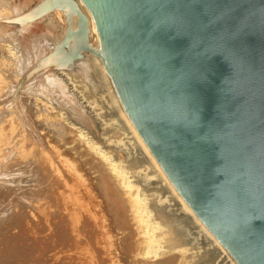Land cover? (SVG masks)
I'll return each mask as SVG.
<instances>
[{"label":"water","instance_id":"1","mask_svg":"<svg viewBox=\"0 0 264 264\" xmlns=\"http://www.w3.org/2000/svg\"><path fill=\"white\" fill-rule=\"evenodd\" d=\"M53 10L194 216L264 264V0H45L25 21Z\"/></svg>","mask_w":264,"mask_h":264},{"label":"rangeland","instance_id":"2","mask_svg":"<svg viewBox=\"0 0 264 264\" xmlns=\"http://www.w3.org/2000/svg\"><path fill=\"white\" fill-rule=\"evenodd\" d=\"M1 1H6L5 3L3 2V5L5 4L7 8L4 7L3 9V6L0 5L2 6L0 7V9L3 10V11L1 10L2 12H0V30L2 29V27H4L6 32L10 31V33L14 34L13 36L15 39H9V40L7 39L9 42L7 40H5L4 42H0V67L5 69L3 70L4 73L0 72V78H1L0 79V84H1L0 110H2V108H3L2 111L6 110L5 107L8 101L9 102L14 101V98L12 99L10 96L12 94L11 93L9 94V90H7L8 85L12 82L13 85H16L23 78V75L21 73L22 71L21 66L23 64L21 60L22 59L21 55L24 51L22 49H24L25 47L24 50L31 51L33 50V44L36 42L38 46V50L37 51L35 50V56H36L34 57L35 60L31 64H28L26 66L28 68L26 69L29 70V71L26 70V74L29 75V78L26 77L24 78L25 86L23 87L21 93L19 94L20 96L19 101L16 105L17 108L19 107L18 108L19 111L21 110L25 116L27 115V113H29L28 116L30 115V117L28 118H31L29 123L33 125L32 126L27 125L25 127L24 125L25 123L23 121L21 122L22 124L19 123L21 120L17 123L16 122L17 119H12L13 118L12 115L7 116L8 119L5 118L6 121L1 123V128H3L4 126L2 130L4 134L1 136L2 139L0 140V156H2V158L4 159L0 158V161L2 160L0 162V165L3 161H5V163L4 162L2 163L5 166L2 167H6V169L0 166V174L1 175L8 174V172H11V169L13 168L14 172L15 171L18 172L15 175L12 171L10 175L12 176L11 178H13V180L16 178L18 183L14 180L15 181L14 187H9L7 186L9 184H4L5 182L3 181L0 182V213L3 212L2 210H4L5 212V209L7 208L10 209L11 207V212L13 214L20 215L22 211L18 208V206L15 207V205H17L20 202V201L17 202L18 201L17 195L19 193L26 192V194L29 195L30 197L26 199V209L24 211L25 215L23 219V222L25 223V225L23 226L24 229L22 230L19 229L18 227H14L11 228L10 230H12L15 233H13L12 231H10L11 232L10 233L8 229H7L8 232L5 235L3 232H2L3 234L0 233L1 234L0 253H3L4 249H6L7 247V243L5 241L7 237L10 238L11 236H14L13 234L22 235L23 233L24 234L27 233L28 237L32 235L31 238L34 241L33 243H37V245H40L38 248L40 250L39 252L42 251L44 255L48 254L49 252L53 253L52 256L50 254L51 256L50 259L54 256L52 258V261L49 260V262L51 261V263H47V264H63V263L78 264V262L79 264H83V263L84 264H143L145 260L149 261L151 256L149 254L151 253L148 252L147 249H149L148 247H151L149 245L154 244V242L151 241L152 244L149 243L150 242L149 238L146 236V232H147V230L145 229L146 224L143 222L145 216L139 215L141 212L142 214H144V212L140 208V205L142 203L140 204L137 201L139 197L141 198V200L143 199L142 201L145 200L146 203L145 205L147 206V209H150L149 210L150 213L155 218L156 210L154 208L155 207L154 199L156 197L153 195L155 194L157 196V190L159 191V189L155 188V190H153L154 186L156 185L155 184L156 181L153 180L147 181L148 178L146 175L142 174V171L137 172V170H139L137 166L139 167L141 164H143L144 156L140 152H137V148L134 149V147H136L135 144L133 145L131 142L129 143L127 139L124 138V134H123L124 129L122 128L123 125L121 124L120 120H118L117 116L115 115V111H113L110 104L107 102V100H105V98H103L106 96L104 95V91H103L104 89L100 85L93 71L90 70L89 68V70H86L87 73L85 74L74 72L75 68L73 67V65L70 66L71 68L66 67L65 64H63L62 60L60 59L59 57L60 54L57 51V49H55V47L58 46L59 48L60 45L64 43V41L67 38V35L69 34V31L66 25L64 24L59 13L54 10L38 19L28 21L30 22V24L26 27L24 31H21L20 26L23 24H19V19L20 21L24 20L25 16H28V14L33 12L36 9V7L45 0H0V2ZM4 10L7 12L4 13ZM16 19L18 20V22L14 21ZM6 21L8 23H6ZM15 32L16 33L19 32V33L16 34ZM18 40H20L21 45L15 43ZM11 41H14L15 44ZM70 48H71L70 46L63 47L62 51H64L65 53H72L73 49L71 50ZM39 51L40 53H42L40 54V56L38 55ZM19 61L21 62L20 65H19ZM44 63L46 65H43ZM49 68L51 69V71H54V73L56 72V74L59 76L62 82H64L67 85L66 87H68L67 88L68 92L71 94V96L73 95L72 99L73 100L76 99L75 104L76 103H78L77 105L81 104L80 107L78 108H80V110L81 109L84 110L86 116L87 115L90 116V117L87 116L88 120H90L89 122H87V124H85V122L81 120V117L78 115L77 110H75L77 112L74 113L72 112L74 111L73 110L74 108L72 109L68 104L67 107V105H65L62 99H61L62 103L59 100H57L60 99L59 96H53V98L52 97L49 98V97H45L41 92H37L39 94L37 93L34 94V92H32L33 94H31V92H28V90L25 91L27 89L26 85L34 81L36 82L41 81L40 79L43 77H41L42 75H40L41 74L40 72L47 69L49 70ZM8 70L10 71L8 72ZM32 74H34V76ZM36 74L39 75L35 76ZM12 87L10 86L8 89ZM22 91L26 92L27 95ZM105 101L107 102L108 105H106ZM23 102L25 105H23ZM28 118L27 120H29ZM119 125L122 127H120ZM53 126L56 127L54 128ZM11 138L14 140H11ZM10 140L12 143H10ZM14 144L15 146H13ZM9 145L11 146L12 149L10 148ZM4 148H6V150L9 151L6 154L10 155V153L12 152L13 156L10 155L8 156V158L3 157V154L1 152L5 154ZM15 149L19 151L15 152ZM19 152L21 153V155L19 154ZM10 158L12 160H9L10 161L9 162L8 159ZM41 162H43L44 164H42ZM26 164H28L29 167ZM37 165L43 167L45 165L47 170L45 171V168L43 167L40 168ZM35 167L37 168V170ZM38 169L42 170L43 172L42 175L40 174L41 172ZM43 176L45 177L43 178ZM26 180L27 182H29V184L26 183ZM57 180L60 181L59 186L58 185L55 186ZM65 182L68 183L70 189H73L74 195L78 198L80 202L79 204L88 206L89 209H86L87 212L86 213L84 212V216L85 218H87V220H89L90 224L92 225L93 231L95 232L96 229L97 231L100 230L101 234L98 231V242H96V247H95L97 248V250H93V251L88 250L86 248L87 245L83 247L81 245L82 249L78 251L79 253L77 252V249L74 251L71 246L68 247L66 246L64 247V249H62L63 247L59 248L58 246V248L57 247L55 248L54 246L52 248V249L55 248L54 251L52 249L47 251L44 250L46 246L43 245L44 242L42 241L43 238L42 223L44 224L43 217L45 214H43L40 209L43 208L42 206L46 205L47 201L50 198H53L52 195H57L58 193H62L63 191L64 192L66 191V189H64ZM129 182L130 184H133L132 188L130 186L128 187ZM150 183L151 185H149ZM110 185H113L114 189ZM52 189L55 190L52 191ZM135 189L138 191V193L136 192ZM53 192H57V194ZM6 194H8L9 196ZM33 194L37 195L42 202ZM135 197L137 199H135ZM37 199L39 200V202H41L40 207L38 205L39 202L37 201ZM35 200L38 203L37 202L35 203ZM6 204H8L9 206ZM162 207L159 208L162 209ZM164 207H166V205ZM165 212H166V218H168L166 223L169 222L171 223L172 221H174L172 219L170 220L169 218L171 216L173 217L174 215L172 213L168 214L167 213L168 211ZM170 212L173 211L170 210ZM167 215L169 217H167ZM174 217L175 219L179 218L178 216H174ZM184 220L186 221V218ZM184 220H180V222ZM140 222L143 224H141ZM5 225L6 223H2V226L6 228ZM171 227L172 225H170L169 227L170 229L168 230L171 232V233L169 232L170 234L168 233L169 235L167 236L168 239L170 240L173 239L174 242H179L181 238L182 239L181 243H185L187 247L186 250L187 253L180 254L181 256L179 255V258H181L180 264H209L211 261L212 262L210 264H213L214 262L213 260L216 254L218 253L217 251L218 249H216L217 247L215 245H212L206 239L204 240L200 238V240H198L196 234L191 232L190 233L188 232L187 233L188 238L184 239L183 237L184 235L181 237L179 236L180 234L177 235V229H175L176 227L175 228L173 227L171 228ZM47 232L48 231H46V236H48ZM35 236H37V238ZM23 237L20 238L24 240L25 235ZM171 242H169V244H171ZM207 242H209V245ZM188 243H190L191 245ZM192 244H195L198 249L194 246L192 248ZM207 245L209 247H207ZM76 248H77V243H76ZM57 249L59 251L61 250L60 254L61 252H64L65 254L59 255L58 254L59 251ZM210 249L211 252L209 251ZM76 252L79 254L78 256L79 259L77 258L78 254H76ZM109 254L111 256H109ZM63 255L64 257L62 258L61 256ZM69 255H72L73 257L72 256L69 257ZM85 256L86 258H84ZM182 256L186 258L184 259L186 260L187 263L184 262L185 260H183ZM98 257H100V259H98ZM58 258L64 260L59 261ZM66 258L67 260H65ZM76 260L79 261L77 262ZM81 260L83 262H81ZM73 261H75L76 263L75 262L73 263Z\"/></svg>","mask_w":264,"mask_h":264},{"label":"bare ground","instance_id":"3","mask_svg":"<svg viewBox=\"0 0 264 264\" xmlns=\"http://www.w3.org/2000/svg\"><path fill=\"white\" fill-rule=\"evenodd\" d=\"M3 2L5 3L6 1H1L0 2V5L3 6V9L4 7L7 8L5 6V4L3 5ZM10 2V1H8ZM12 3V1H11ZM8 5V4H7ZM12 5V4H11ZM0 6V7H2ZM11 7V6H10ZM13 9V8H12ZM2 9H0V12ZM10 10V9H9ZM54 11V10H53ZM7 12L4 10V13ZM10 12V11H9ZM51 12V11H50ZM49 13V12H48ZM47 14V13H46ZM7 15V14H6ZM5 16V14H4ZM44 16V15H43ZM27 19V16H25V19L24 20H21L19 19V24H23L20 26V29L21 31H24L26 29V27L30 24V22H26L25 20ZM8 21V20H7ZM6 21V23H8ZM16 22H18V20H14ZM26 23H25V22ZM48 21V20H47ZM2 22V21H1ZM33 22V21H32ZM5 23V22H4ZM4 25V24H3ZM13 27V26H12ZM8 31V30H7ZM16 33V32H15ZM19 33V32H18ZM16 33V34H18ZM13 33H10L9 32H6L5 31V28L2 27V29L0 30V42H4L5 40H9V39H15ZM48 35V33H47ZM28 39V38H27ZM7 40V41H8ZM6 41V42H7ZM9 42V41H8ZM14 43V41H11ZM10 42V43H11ZM16 44H20V40L16 41L15 42ZM14 43V44H15ZM12 44V43H11ZM21 45V44H20ZM14 46V45H13ZM12 46V47H13ZM70 46L71 50L73 49V52L72 53H65L63 50V47H68ZM24 47V46H23ZM14 48V47H13ZM17 48V46H16ZM61 48V49H60ZM25 49V47H24ZM22 49L24 52L22 53L21 57H22V66H21V73L23 75V78L22 80L16 84V85H13V82L10 83L7 87V90H9V94L11 93L12 95L11 98L13 99L14 98V101L12 102H9L7 103L4 111L3 108L2 110H0V137L4 134V132L2 131L3 128H1V123L2 122H5L7 118V116L9 115H12V119H17L16 122L18 123L20 120L19 123H21L22 121L25 123V127L28 125V126H32L31 123H29L30 119L31 118H28L30 117V115L28 116L29 113H27V115L25 116L23 114V112L20 110L19 111V107L17 108V103L19 101V94L21 93V90L23 89V87L25 86L24 85V78H29V75L26 74V70L28 69L26 66L28 64H31L35 59L34 57L35 56V50L37 51L38 50V46L36 44V42L33 44V50H24ZM27 49V48H26ZM55 49H57V51L59 52V57L60 59L62 60L63 64H65L66 67H69L71 68L70 66L73 65V67L75 68L74 72H79V73H82V74H85L87 73L86 70H89L90 66L88 65L87 61L85 60L84 56L82 55V53L80 52V50L78 49L76 43L74 42L71 34L69 33L67 35V38L66 40L64 41L63 44L60 45V47L58 48L55 47ZM66 50V49H65ZM42 52V51H41ZM69 52V51H68ZM80 54V57L74 59V56L76 54ZM40 51H39V56H40ZM44 57V55H43ZM19 60V59H18ZM17 61V60H16ZM2 63V62H1ZM20 61H19V65H20ZM56 63V62H55ZM18 65V66H19ZM43 65H46L45 63ZM48 65V64H47ZM56 65V64H55ZM9 66V65H8ZM20 67V66H19ZM17 67V68H19ZM40 67V66H39ZM27 68V69H26ZM7 69V68H6ZM60 69V68H59ZM63 69V68H61ZM2 70V71H1ZM3 68L0 67V72H3ZM19 70V69H17ZM48 70V69H47ZM44 70L42 72H40L42 75L40 80L41 81H34V82H31L30 84L26 85L27 89L25 91L28 90V92H31V94H33L32 92L37 93V92H41L45 97H52L53 96H59L60 99H56L59 100L61 102V99L62 101L65 103V105H70V107L74 110L72 112H77L78 111V115L81 117V120L85 122V124H87V122H89L90 120H88V117L90 116H86L85 115V111L84 110H80V105H77L78 103L75 104V100L72 99V96L71 94L68 92V87H66L67 85L62 82V80L59 78V76L56 74V72L54 73V71H51V69L49 68V70ZM91 70V68H90ZM10 70H8L9 72ZM29 71V70H27ZM31 71V70H30ZM62 71V70H61ZM7 72V71H6ZM13 72V71H12ZM73 72V73H74ZM4 73V72H3ZM9 74V73H8ZM35 74V72H34ZM34 74H32L34 76ZM64 74V72H63ZM39 74H36L35 76H37ZM66 75V74H65ZM69 75V74H68ZM2 76V75H1ZM15 76V74H14ZM74 76V74H73ZM8 77V76H7ZM3 78V77H2ZM10 78V77H9ZM31 78V77H30ZM62 78V77H61ZM1 79V78H0ZM18 79V78H17ZM43 79V80H42ZM5 80V79H3ZM7 81V80H6ZM5 82V81H3ZM36 82V83H35ZM79 84V83H78ZM1 85V84H0ZM5 85V84H3ZM12 87L10 89H8L9 87ZM1 87V86H0ZM5 90V89H3ZM104 91V90H103ZM6 92V91H5ZM23 92V91H22ZM27 92V93H28ZM26 94V92H23ZM22 93V94H23ZM72 93V92H71ZM5 94V93H4ZM39 94V93H37ZM103 94V93H102ZM27 95V94H26ZM104 95H106L105 97V100H107V102L110 104L111 108L113 109V111H115V115L117 116L118 120H120L121 124L123 125L120 126L124 129V138L127 139V141L130 143H132L133 145L135 144L137 148V152H140L143 156H144V162L143 164H141L139 167L137 166V168H139V170H137V172H141L142 171V174L143 175H146L147 176V181H156L155 182V186H154V189H159V191L157 190V196L154 194L153 196H155L156 198L154 199L155 201V215L156 217L154 218L152 216V214L150 213V209H147V206L145 205V200L142 201L141 198L139 197L138 198V203H142L140 205V208L142 209V211L144 212V214H142V212L139 214V215H144L145 218L143 220V222L146 224V236L149 238V243L152 244V242H154V244L152 245H149L151 247H148L149 249H147L148 252H150L151 255L150 256V260L149 261H144L143 264H180L181 262V258H179V255L180 254H186V250H187V247L185 245V243H181V238H180V241L179 242H174L173 239L172 242L170 239H168L167 236L168 233L170 231H168L170 228V225H172L173 228L177 229V235L180 234L179 236H183L184 239L185 238H188V235L187 233L191 232V233H194L196 234V237L198 240L201 239H206L207 241H209L212 245H215L216 249H218V253L216 254L215 258H214V262L213 264H237L230 256L229 254L226 252V250L224 249V247L219 243V241L215 238V236L207 229L205 228L200 222L199 220L194 216V214L190 211V209L186 206V204L182 201V199L178 196V194L175 192V190L173 189V187L171 186V184L169 183V181L167 180V178L164 176V174L162 173V171L160 170V168L157 166V164L155 163V161L153 160V158L150 156V154L148 153V151L145 149V147L143 146V144L141 143V141L139 140V138L136 136V134L133 132V130L130 128V126L127 124V122L124 120V118L121 116V114L119 113V111L116 109V107L113 105V103L110 101V99L108 98L107 94L105 93L104 91ZM25 96V95H24ZM23 97V96H22ZM43 97V96H42ZM100 97V96H99ZM28 98V97H27ZM23 99V98H22ZM25 100V99H24ZM35 100V99H34ZM49 100V99H47ZM54 100V99H53ZM25 102V101H24ZM23 102V105H25ZM53 102V101H52ZM56 102V101H55ZM106 102V101H105ZM106 102V105H108ZM4 103V102H3ZM62 103V102H61ZM21 104V103H20ZM39 104V103H38ZM44 104V103H43ZM22 105V104H21ZM27 105V103H26ZM30 105V104H29ZM67 105V107H68ZM77 105V106H76ZM43 106V105H42ZM98 106V105H97ZM21 107V106H20ZM24 107V106H22ZM62 108V107H61ZM82 108V107H81ZM24 109V108H23ZM46 109V108H45ZM97 109V107H96ZM77 110V111H75ZM70 111V110H69ZM99 111V110H98ZM28 112V111H27ZM30 112V111H29ZM43 112V111H42ZM71 112V113H72ZM77 114V113H76ZM11 118V117H10ZM27 118L29 120H27ZM8 119V118H7ZM91 119V118H89ZM102 119V118H101ZM52 123V122H51ZM5 124V123H4ZM22 124V123H21ZM20 124V125H21ZM46 124V123H45ZM14 125H15V122H14ZM41 125V124H40ZM94 125V124H93ZM59 126V125H58ZM54 127V126H53ZM56 127V126H55ZM54 127V128H55ZM23 128V127H22ZM48 128V127H47ZM29 129V128H28ZM60 129V127H59ZM88 129V128H87ZM27 130V129H26ZM35 130V129H34ZM99 130V129H98ZM97 131V130H96ZM25 132V131H24ZM23 132V133H24ZM29 132V131H28ZM31 132V131H30ZM33 132V131H32ZM34 133V132H33ZM31 133V134H33ZM63 133V132H62ZM120 133V132H119ZM30 134V133H29ZM23 135V134H22ZM21 135V136H22ZM20 136V135H19ZM30 136V135H29ZM7 137V136H6ZM16 137V136H15ZM4 138V136H3ZM2 139V137L0 138V140ZM17 139V138H16ZM24 139V138H23ZM37 139V138H36ZM41 139V138H40ZM39 139V140H40ZM11 140H14L11 138ZM10 140V143H12ZM17 141V140H16ZM23 141V140H22ZM29 141V140H28ZM38 141V140H37ZM41 142V141H40ZM39 142V143H40ZM43 142V141H42ZM15 143V142H14ZM2 144V143H1ZM9 144V143H8ZM28 144V143H27ZM41 144V143H40ZM45 144V143H44ZM42 145V144H41ZM10 146V145H9ZM15 146V144L13 145ZM17 147V146H16ZM15 147V148H16ZM9 148V147H8ZM11 148V146H10ZM14 148V147H13ZM18 148V147H17ZM2 149V148H1ZM5 149V154L3 152H1L3 154V157H6L8 158V156L12 155L13 156V153L10 155L9 154H6L8 153L9 151ZM12 149V148H11ZM25 149V148H24ZM40 149V148H38ZM21 150V149H20ZM4 151V150H2ZM11 151V150H10ZM17 150L15 149V152ZM19 151V150H18ZM17 151V152H18ZM44 151V150H43ZM136 152V153H137ZM16 154V153H15ZM18 154V153H17ZM19 154L21 155V153L19 152ZM38 154V153H37ZM23 155V154H22ZM11 156V157H12ZM26 156V155H25ZM16 157V156H15ZM1 159H4L2 158V156H0ZM22 158V156H21ZM7 160V159H5ZM9 160H12L11 158L8 159ZM27 160V159H26ZM107 160V159H106ZM136 160V159H135ZM2 161V160H1ZM0 161V162H1ZM5 163V161H3ZM2 162V163H3ZM10 162V161H9ZM12 162V161H11ZM20 162V161H19ZM28 162V161H27ZM30 162V161H29ZM1 163V167L2 166H5L4 164ZM25 163V162H24ZM42 164H44L43 162H41ZM40 163V164H41ZM20 164V163H19ZM29 164V163H28ZM26 164V165H28ZM8 165V164H6ZM30 165V164H29ZM28 165V167H29ZM92 165V164H91ZM38 167L42 168L43 166H39L37 165ZM36 166V167H37ZM100 166V165H99ZM27 167V169H28ZM35 167V168H36ZM37 167V168H38ZM2 168H5L6 167H2ZM1 168V169H2ZM9 168V167H8ZM34 168V170H35ZM36 168V170H37ZM45 168V171L47 170L45 165L44 167ZM97 168V167H96ZM111 168V167H110ZM114 168V167H113ZM112 168V169H113ZM111 169V170H112ZM116 169V168H115ZM114 169V170H115ZM32 170V168H31ZM30 170V172H31ZM39 170V169H38ZM135 170V169H134ZM6 171V170H5ZM13 171V173L16 175V173L18 172H14L13 168L11 169V172ZM26 171H29V170H26ZM41 173H40V172ZM38 172L42 175V170H39ZM44 171V172H45ZM113 171V170H112ZM11 172H8V174H0V182H5L4 184H9L7 186L9 187H14V184H15V181L17 182V179L15 178L13 180V178H11L12 176L10 175ZM36 172V171H35ZM115 172V171H114ZM37 173V172H36ZM72 173V172H71ZM126 174V173H125ZM13 175V176H15ZM39 175V174H38ZM106 175V174H105ZM142 175V176H143ZM23 176V175H22ZM33 176V174H32ZM137 176V175H136ZM135 176V177H136ZM45 176H43L44 178ZM35 178V177H34ZM116 178V177H115ZM41 179V178H40ZM129 179V178H128ZM127 179V180H128ZM30 180V179H29ZM36 180V179H34ZM42 180V179H41ZM52 180V179H51ZM96 180V179H95ZM100 180V179H99ZM107 180V179H106ZM146 180V178H145ZM90 181V180H89ZM102 181V179H101ZM100 181V182H101ZM110 181V180H109ZM108 181V182H109ZM31 182V181H30ZM33 182V181H32ZM35 182V181H34ZM39 182V181H38ZM48 182V181H47ZM83 182V181H82ZM88 182V181H87ZM18 183V182H17ZM26 183L29 184V182H27L26 180ZM25 183V184H26ZM42 183V182H41ZM111 183V182H110ZM125 183V182H124ZM148 183V182H147ZM154 183V182H152ZM27 184V185H28ZM60 184V181L57 180L56 182V185L54 183L55 186H59ZM128 184V183H127ZM26 185V186H27ZM44 185V184H43ZM93 185V184H92ZM108 185V184H107ZM126 185V184H125ZM151 185V183L149 184ZM16 186V185H15ZM24 186V185H23ZM33 186V185H32ZM36 186V185H35ZM48 186V185H47ZM46 186V187H47ZM101 186V185H100ZM113 187V185H110ZM131 187L133 186V184H128V187ZM42 187V186H41ZM53 187V185H52ZM104 187V186H103ZM153 187V186H152ZM49 188V187H48ZM99 188V187H98ZM11 189V188H10ZM20 189V188H19ZM27 189V188H26ZM25 189V190H26ZM38 189V188H37ZM64 189H66V191L62 192V193H58L57 192H53L57 195H52L53 198H50L46 205L42 206L43 208L40 209L41 212L44 215L43 217V222L44 224L42 223V228H43V238H42V241L44 242L43 245H45L46 247L44 248V250H51L54 246L55 248L59 246L60 247H63L62 249H64V247H68V246H71L72 249L75 251L77 249V252L82 249L83 246L87 245V249L88 250H97L96 247V242H98V231L100 233V230L94 232L93 229H92V225L90 224L89 220H87V218H85L84 216V212L86 213V209H89L88 206H84V205H81L79 204V200L78 198L74 195L73 193V189H70V186L68 185L67 182L64 183ZM85 189V188H84ZM114 189V187H113ZM139 189V187H138ZM13 190V188H12ZM18 190V189H17ZM55 189H52V191H54ZM136 190V189H135ZM2 191V190H1ZM19 192V191H18ZM17 192V193H18ZM103 192V191H102ZM136 192L138 193V191L136 190ZM6 193V192H5ZM42 193V192H41ZM49 193V192H48ZM100 193V192H99ZM114 193V192H113ZM10 194V193H9ZM29 194V193H28ZM43 194V193H42ZM94 194V193H93ZM116 194V193H115ZM135 194V193H134ZM8 195V194H6ZM17 195V194H16ZM35 195V194H33ZM40 195V194H39ZM51 195V194H50ZM49 195V196H50ZM103 195V194H102ZM150 195V194H149ZM9 196V195H8ZM18 201L19 202L17 205H15V207L18 206V208L22 211V215L20 214H13L11 212V207L10 209H5V212L4 210H2L3 212L0 213V233H4V235L12 230H10L11 228H14V227H18L19 229H24V225L25 223L23 222V219H24V215H25V209H26V199L28 197H30L29 195L25 193H19L18 195ZM38 199L39 197L37 195H35ZM137 197V196H136ZM135 197V199H137ZM102 198V197H101ZM115 198V197H114ZM16 199V198H15ZM22 199V200H21ZM37 201L39 202V200L41 201V199H39ZM116 199V198H115ZM152 199V198H151ZM35 200V203L37 202ZM153 201V202H154ZM37 202V203H38ZM42 202V201H41ZM41 202L38 203L39 207L41 206ZM16 204V203H14ZM56 204V205H54ZM110 204V203H109ZM8 205V204H6ZM43 205V204H42ZM59 205H60V208H59ZM166 205V207H164ZM5 206V205H4ZM9 206V205H8ZM7 206V207H8ZM37 206V205H36ZM161 208L162 206V209H160L159 207ZM38 207V206H37ZM112 207V206H111ZM36 208V207H35ZM139 208V209H140ZM166 208V209H164ZM98 209V208H97ZM101 209V208H100ZM107 209V208H106ZM138 209V210H139ZM164 209V210H163ZM16 210V209H15ZM170 210H172L173 212H170ZM165 211H168L167 213L169 214H173L174 216H178L179 218L175 219V217L173 218L171 215V217H169L167 215V217L170 218V220H174L172 221L171 223H166V221L168 220V218H166V212ZM38 214V213H37ZM103 214V213H102ZM123 214V213H122ZM110 216V215H109ZM99 217V216H98ZM142 217V216H141ZM140 218V217H139ZM186 218V221L184 220ZM142 219V218H141ZM139 219V220H141ZM165 220V221H163ZM180 220H184L182 222H180ZM103 221V220H102ZM112 221V220H111ZM142 222V221H141ZM140 222V223H141ZM179 222V223H178ZM2 223H6V228L2 226ZM117 224V223H116ZM143 224V223H141ZM139 224V225H141ZM36 225V224H35ZM112 225V224H111ZM129 225V224H128ZM52 226V227H51ZM168 227V228H167ZM171 227V228H172ZM5 228V229H4ZM114 228V227H113ZM142 228V227H141ZM8 229V230H7ZM21 230V231H22ZM16 231V230H15ZM46 231L47 232V235L46 236ZM13 232V231H12ZM25 232V231H24ZM39 232V231H38ZM176 232V231H175ZM2 233V234H3ZM11 233V232H10ZM15 233V232H13ZM35 233V232H34ZM171 233V232H170ZM169 233V234H170ZM24 234V233H23ZM16 235V234H13L14 236H11L10 238L7 237V239L5 240L6 243H7V247L6 249H4V252L3 253H0V264H47V263H51L52 261V257L50 259V257L52 256V252L44 255V253L41 251L39 252L40 250L38 249L40 245H37V243H33L34 241L32 240L31 236L28 237L27 233H25V239L22 240L20 237H23L24 235ZM101 234V233H100ZM182 234V235H181ZM1 235V234H0ZM8 235V234H7ZM103 235V234H102ZM3 236V235H2ZM106 236V235H105ZM187 236V237H186ZM37 238V236H35ZM103 237V236H102ZM166 237V238H165ZM182 237V238H183ZM24 238V237H23ZM177 238V237H176ZM40 239V237H39ZM106 239V238H105ZM183 239V240H184ZM104 240V239H103ZM194 240V239H193ZM4 241V242H5ZM39 241V240H38ZM107 241V240H106ZM152 241V242H151ZM42 242V243H43ZM85 242V243H84ZM169 242H171V244H169ZM185 242V241H184ZM192 242V241H191ZM209 242L208 245H209ZM76 243H77V248H76ZM80 243V244H79ZM195 243V242H194ZM198 243V242H197ZM49 244V245H48ZM190 244V243H188ZM187 244V245H188ZM42 245V244H41ZM82 245V247H81ZM107 245V244H106ZM191 245V244H190ZM207 245V247H209ZM196 247L195 244H192V248ZM41 248V247H40ZM54 248V249H55ZM99 248V247H98ZM152 248V249H150ZM197 248V247H196ZM212 248V247H211ZM54 249H52L54 251ZM71 249V250H72ZM102 249V248H101ZM109 249V248H108ZM154 249V250H153ZM191 249V248H190ZM198 249V248H197ZM58 250V249H57ZM67 250H70V249H67ZM72 250V251H73ZM192 250V249H191ZM190 250V251H191ZM59 251V250H58ZM61 251V250H60ZM60 251L58 252L59 255L61 254H65L64 252H61L60 254ZM146 251V252H147ZM196 251V250H195ZM211 252V249L209 250ZM57 252V251H56ZM67 252V251H65ZM76 252V254H78ZM110 252V251H109ZM41 253V254H40ZM46 253V252H45ZM214 253V252H213ZM51 254V256H50ZM55 254V253H54ZM71 254V253H70ZM81 254V253H80ZM99 254V253H98ZM126 254V252H125ZM57 255V256H59ZM75 255V254H73ZM108 255V254H107ZM106 255V256H107ZM66 256V255H65ZM72 256V255H69V257ZM79 254L77 255V258H78ZM109 256H111L109 254ZM181 256V255H180ZM186 256V255H185ZM188 256V255H187ZM190 256V255H189ZM62 258L64 257L61 256ZM68 257V256H67ZM73 257V256H72ZM82 257V256H80ZM97 257V256H96ZM183 257V256H182ZM86 258V256L84 257ZM185 257H183V260ZM59 259V258H58ZM74 259V258H73ZM79 259V258H78ZM98 259H100V257H98ZM49 260H51L49 262ZM63 261L62 259H59V261ZM67 260V258L65 259ZM71 260V259H70ZM212 260V259H211ZM77 262L79 260H76ZM67 262V261H65ZM75 261H73L74 263ZM81 262H83L81 260ZM95 262V261H94ZM186 262V260L184 261ZM212 262V261H211ZM210 262V263H211ZM62 263V262H61ZM71 263V262H70ZM76 263V262H75ZM187 263V262H186ZM209 263V264H210ZM64 264V263H63ZM68 264V263H67ZM79 264V262H78ZM84 264V263H83Z\"/></svg>","mask_w":264,"mask_h":264}]
</instances>
